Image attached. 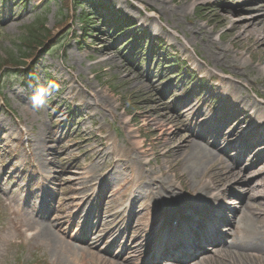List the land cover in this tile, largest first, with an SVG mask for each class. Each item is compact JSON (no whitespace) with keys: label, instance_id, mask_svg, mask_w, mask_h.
Here are the masks:
<instances>
[{"label":"rangeland","instance_id":"374dc122","mask_svg":"<svg viewBox=\"0 0 264 264\" xmlns=\"http://www.w3.org/2000/svg\"><path fill=\"white\" fill-rule=\"evenodd\" d=\"M42 0L31 1L30 6L22 8L20 0H11L8 10H3L0 13V65L5 60H10V57L15 59H23L25 48L21 43V39L26 35L30 29L36 26L38 21L45 23V28L57 35H60L54 41L58 44L53 48L52 52L45 61L49 64V69L39 70L38 78L34 79L33 84L45 87V80L50 83H54L57 90L64 88L68 90L71 86L78 87L81 85L87 89V92L83 91L82 97H86V102L90 104V114H95V126H90L88 116L84 115L77 109L78 102L68 100L66 95L63 99V107L66 110V115H71L69 119V125L73 124L75 115H82L81 120H78L75 124L73 132L65 138L63 145L52 147V151L49 154L41 153L40 156H47L45 160L41 161L47 174L48 179L52 184L58 185L60 191L65 193L66 191L61 188L62 178L55 175L57 167L61 166L65 171L71 175H76L78 180L81 178L82 172L88 169L87 175L88 185L85 186V193L90 189V185L93 183L94 177L99 175L101 169L108 167L110 161H102L98 164L97 159L91 156L89 153L90 145L100 144L103 146L116 145L118 148H126L128 142H139L140 146L144 148L141 151H148L152 147L155 148V156L150 153L149 158L142 157L144 162L152 160V164L155 168H162L168 171L167 160L163 156L162 150L159 148L158 141L161 134H164L169 128L168 126H160V121L165 122L166 116L163 106L177 109L178 105L184 103L187 99L184 98L182 91L178 90L175 94L169 93L164 95L165 87L170 86L167 79L159 78V71L154 78H151L147 73V67L144 66V70H139L134 65L128 63L123 57V53H117L114 46L115 42H111L112 34H109L110 30L102 28V20L94 15L93 22L95 30H91L86 33L83 38V27L80 17L85 11H88V5L86 3L82 7H66L62 0H44V2L37 7L38 3ZM114 3V6L122 9L124 13L128 14L132 18L141 19L146 17L145 14L140 15L142 8L149 12H154L156 17L161 16L162 22H164L163 30L165 34L170 38L171 42L175 45L176 50L172 52V56L177 53V58L184 60L185 63H198L199 60L194 56L193 49L198 52L202 57L207 56L213 63L223 69H215L212 63L206 59L200 61L199 64L202 69L195 68L194 72L200 70L208 79L211 72L221 75V71H226L227 66L224 58L233 60L236 64L239 63L244 66L241 75H251L253 80L257 83V92L259 95H264V35H261L262 29L255 25L254 29L249 31V36H241L243 33V25H247L248 21L255 18L262 17L264 20V0H198L197 4H202L205 8V12L198 15L196 11L187 10L188 5L193 3V0H143L141 5L137 0H110ZM142 1V0H140ZM195 1V0H194ZM5 6V4H4ZM6 8V9H7ZM5 11V12H4ZM158 15H157V14ZM14 14V19L7 20L8 15ZM228 20V21H226ZM154 19H150L148 23H151ZM68 22L70 31L65 32L59 43L64 25ZM235 23L239 30H232L230 33L228 30ZM253 23V22H252ZM61 25L59 28L58 26ZM32 27V28H31ZM233 28V27H232ZM97 30L99 31L97 33ZM70 32L74 33V36H68ZM44 33V32H43ZM202 33H206V36L214 42V47L210 45L208 39ZM107 36V43L101 41ZM219 35L221 39H217ZM234 42L230 44V40ZM24 41V40H23ZM186 41L191 46L186 45ZM167 45V44H166ZM217 49H226L227 57L221 58L220 62H216L211 57V53L217 52ZM147 51V50H146ZM247 51L249 52L248 54ZM237 53V54H235ZM243 56H246L242 59ZM242 59V60H241ZM105 62L103 63V61ZM145 65V64H144ZM45 71V72H44ZM149 78H147V77ZM61 78L64 79L65 84L61 85ZM227 81H232L235 85L242 88L245 94L252 102H258L254 93L246 87L245 83L232 78L229 80V75H226ZM19 78H9L0 85V90L3 95H7L11 103L12 92L15 90V84ZM179 79V78H178ZM177 79V80H178ZM204 84L206 81L203 82ZM49 87H47L48 89ZM51 89V88H50ZM55 90V91H57ZM161 92L163 96L159 93ZM53 94L52 96H54ZM172 97V98H171ZM42 100V99H40ZM199 106L196 110H200L195 117L188 120L187 117H181V111L177 113L173 112L175 116L179 117V120H174V124L177 127H181L180 123H188L190 125L199 119L200 116L205 114L209 108L213 110L217 109V103L212 102L206 104L204 99L198 101ZM12 104V103H11ZM213 104V105H212ZM13 106V105H12ZM264 106V104H263ZM81 108V106L79 105ZM14 108V106H13ZM222 110V109H221ZM20 113L24 118L29 121L27 123L28 130L31 136L36 135L40 145H44V134L48 129L47 125H42L39 122H35L33 115L30 113H24L20 110ZM188 114V113H187ZM41 120L53 123V117L45 112L38 113ZM13 116L10 114L8 119ZM158 120V121H157ZM169 122H171L169 120ZM57 123V122H55ZM81 124L89 126L88 133L94 131L93 137L87 136L84 133V129H78ZM157 124L158 131H155V125ZM172 130L176 128L171 122ZM232 128L228 124L225 130ZM59 130V129H58ZM168 132L164 134L166 138ZM133 137V139H132ZM90 139V141H85ZM108 141V142H107ZM52 144V143H51ZM78 144V146L76 145ZM164 148V147H162ZM166 150V148H164ZM264 153L258 158L262 159ZM245 157L239 156L234 159L239 165L243 163ZM103 160H108V156H103ZM178 159L177 162H180ZM101 162V161H100ZM217 161L211 166L216 168ZM244 168H247V163L243 164ZM11 168V166L9 167ZM70 168V169H69ZM176 168V167H175ZM173 168V169H175ZM178 177H181L179 173L182 171L175 169ZM210 171V170H209ZM14 173V172H13ZM243 178L237 177L232 183L231 187L240 189L241 193H246L245 200L247 201L248 188L247 182L251 179L252 182V195L250 203L256 208L260 207V212L264 211V166L258 165L256 168L249 169L244 176L243 171L240 172ZM173 174V172H172ZM215 177V182L220 180V175L212 174ZM54 177H56L54 179ZM80 177V178H79ZM91 177V178H90ZM223 188L226 186V179L223 176ZM241 178V179H240ZM186 177L180 178L178 181V187L182 185L185 189L189 186L186 182ZM205 180L210 178L205 175ZM80 181V180H79ZM9 184V180L7 181ZM5 182V187L6 186ZM74 183H69L67 186V192L70 197L74 192L80 191V186H74ZM258 186V187H257ZM5 188V189H6ZM8 190V189H6ZM162 192V191H161ZM44 193H39V196H43ZM5 197L0 195V229L2 236H0V264H83L80 259L77 260L73 256H65L60 252L53 251L55 246L45 242L44 238L38 237L34 241H31L28 245L21 247L9 246V242L17 238L15 229V223L17 222V216L11 211L7 210L5 205ZM73 198V197H72ZM235 199V197H230ZM62 201V199L60 200ZM74 201V200H73ZM252 201V202H251ZM65 203H62V206ZM75 207L68 204V212L72 213ZM119 205L117 207V210ZM200 208L194 209L198 212ZM199 213V212H198ZM151 216V212H145L143 215L141 230L145 229L146 223ZM264 216V214H263ZM116 215V221H118ZM115 221V224H116ZM258 223V224H257ZM263 224L264 217L258 219L256 224L251 225V229H256ZM34 225H31V228ZM108 227L106 226V229ZM259 229V228H258ZM262 230V229H260ZM264 231V230H263ZM249 237V235H247ZM262 236V235H261ZM252 237V236H250ZM264 238V235L262 236ZM157 238V234L153 235L151 241ZM121 241L123 239H120ZM150 241V242H151ZM3 254L4 252H6ZM238 255L228 256L227 254H219L210 261H206L203 264H260V261L256 260L252 256H249L250 252H255L253 249L244 251L237 250ZM6 256V259L4 256ZM75 256V255H74ZM5 260V261H4ZM7 260V261H6Z\"/></svg>","mask_w":264,"mask_h":264},{"label":"bare ground","instance_id":"6f19581e","mask_svg":"<svg viewBox=\"0 0 264 264\" xmlns=\"http://www.w3.org/2000/svg\"><path fill=\"white\" fill-rule=\"evenodd\" d=\"M240 28L244 29V32L242 33V35L247 36V33L250 30L254 29V23H252V21L251 22L248 21L247 25H243V27H240ZM262 35H264V33ZM230 67L232 70H236L238 68L236 64H232L230 65ZM235 74L239 75V73L236 71H235ZM243 79L247 80L248 83L252 81V79H250L247 76H243ZM234 90L235 89L233 87H230L228 92L230 94H234L233 92ZM70 94L73 95L72 98H78L80 96V91L74 93L73 88H71ZM239 101L248 102V98L241 97ZM249 107L252 108L253 105ZM254 110L256 114L263 119V123H264V111H262V108L255 107ZM64 115H65V112L62 109H56L54 111V116L61 121L63 120ZM162 125L163 124L160 123V126ZM155 131H158L157 124L155 125ZM167 132L168 133L172 132V127H169L164 134H166ZM55 134L54 133L52 134V137L53 136L54 137L51 139V141H56L58 139V138L56 139V137L58 136H56ZM164 134H161V137L157 140L161 141L159 143V148L162 150L163 156L167 160V165H169L168 171H165L162 168H159V169L155 168V166L150 167L147 164H141L139 162L140 157H139V152L136 146H133L134 148H127L123 151L118 150V153L116 154L117 159L115 160L116 165L113 169L114 174L112 175V178L115 175L117 178L120 179L119 182L117 183L119 190L124 192L125 190H128V189L134 190L136 188L142 187L147 194L150 193L152 194V196H154L153 200H160L161 195L159 193L161 191L164 194L167 190H171V188H177V183L175 182V178L178 177L176 170H175L177 168L178 170L182 171V173H179L181 176H184V177L186 176L187 178L186 182L189 185L191 184L192 180L199 179L202 175H206L207 171H208L207 176L209 178H212V173H211L212 171H209L210 170L209 168H211V165L217 160V157L215 156L214 151L209 149L202 142L195 140L191 136H185V137L179 136L172 140H167V138L169 137L165 138ZM162 147L166 148V150ZM44 150H46V146H44ZM153 150L156 151L155 148H153ZM95 154L98 155V161H103V156L106 155L105 150H103L102 148L98 149L94 147L92 150V155H95ZM144 154H146V152L142 153L143 156ZM178 159H181L180 162H177ZM221 161H222V164H225V161L223 160V158H221ZM134 169H135V175L141 178L139 181H137V183H135V181L132 178V172H134L133 171ZM225 169L227 170L229 169V167H226ZM225 169L223 168V170ZM213 170H215V168ZM166 178H169V179H166ZM155 183H159V185H156ZM216 187H217L216 183H209V184L203 185V188L200 192L210 193V190H215ZM142 188H140V191ZM173 195H175V193H173ZM213 197H214L213 195L206 194V195L198 196L196 199H193L190 202L192 203L194 201L195 202L199 201V202L209 204L208 201L210 199H213ZM139 199H140V194H138L135 197V200L133 202ZM170 202L171 204H176V203H179L180 201L171 200ZM104 203H105V200H104ZM158 206L157 204L155 205L154 207L155 211L161 210V206L160 207ZM139 209H142V206ZM138 210H136L134 213H137ZM134 231L135 229H133V232ZM44 233L48 237V239L52 242V244L55 246V248H57L58 251L64 250L65 253L75 252V250L72 248L71 249L66 248L70 245V243H66L62 241H57L56 243L55 239H53L51 234H48L46 229H44ZM260 242L261 243H259V245L257 246V248L259 249L258 254L261 255V257L264 259V241L261 240ZM239 246L243 248H247L245 245H239ZM131 248L133 249L131 250V252L133 254H137L138 249L140 247L132 245ZM124 250H125V247H124ZM132 260H133L132 258L127 259L129 263L133 262V264H136ZM111 262L112 264H118L117 260H114Z\"/></svg>","mask_w":264,"mask_h":264},{"label":"trees","instance_id":"16d2710c","mask_svg":"<svg viewBox=\"0 0 264 264\" xmlns=\"http://www.w3.org/2000/svg\"><path fill=\"white\" fill-rule=\"evenodd\" d=\"M34 36V35H33ZM38 42V44H39V41H38V35L37 36H34V37H32V39H30L28 42H27V40H26V42H27V44H29V47H32L33 46V44L34 43H36V41Z\"/></svg>","mask_w":264,"mask_h":264}]
</instances>
